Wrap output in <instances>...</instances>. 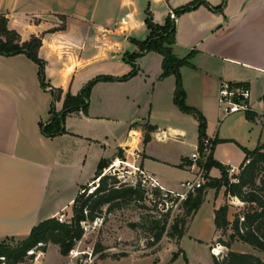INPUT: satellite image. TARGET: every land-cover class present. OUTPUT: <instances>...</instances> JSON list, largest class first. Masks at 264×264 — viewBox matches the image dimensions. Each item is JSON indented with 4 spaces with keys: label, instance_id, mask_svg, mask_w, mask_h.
Listing matches in <instances>:
<instances>
[{
    "label": "crops",
    "instance_id": "0c3cea01",
    "mask_svg": "<svg viewBox=\"0 0 264 264\" xmlns=\"http://www.w3.org/2000/svg\"><path fill=\"white\" fill-rule=\"evenodd\" d=\"M193 1L0 0V16L9 30L22 42L41 38L38 58L44 62L45 84L43 88L37 64L25 55H0V240L25 239L38 223L69 212L77 195L95 182L100 161L109 165L132 151L126 145L134 131L137 165L162 187L173 190L192 178L188 157L199 145L198 122L175 106V77L161 78L162 56L141 53L134 62L136 75L117 79L132 70L119 59L139 52L133 40L149 36L145 13L163 26L169 11ZM204 1L213 8L222 4ZM174 28L171 52L177 59L188 58L179 69L185 105L205 120V138L214 143L211 162L236 175L243 150L264 152V0H225L221 10L201 5L176 14ZM96 77L115 80L93 85L86 111L68 113L63 133L43 135L51 106L60 112L67 94L79 95ZM222 83L247 85L251 110L221 118L217 99ZM56 89L62 93L53 103ZM208 176L213 184L221 177L220 168L212 166ZM223 205L220 190L206 188L183 236L168 242L161 238L151 247V262H161V252L172 246L192 264L184 243L210 247L222 239L214 212ZM227 220L231 222L229 211ZM237 243L245 244L235 240L231 251ZM53 249L59 253L57 246Z\"/></svg>",
    "mask_w": 264,
    "mask_h": 264
},
{
    "label": "trees",
    "instance_id": "16d2710c",
    "mask_svg": "<svg viewBox=\"0 0 264 264\" xmlns=\"http://www.w3.org/2000/svg\"><path fill=\"white\" fill-rule=\"evenodd\" d=\"M225 0L216 8L210 7L204 0H194L183 6L176 14H182L196 9L201 5H205L213 10H221ZM145 25L149 30L148 38L143 42L133 40L139 47L138 53L125 55V61L132 66V70L126 76L119 78V81L136 75L135 60L144 52H156L162 56V74L161 78L169 75L175 77L174 104L185 114H190L195 117L198 122V140L199 144L205 138V120L202 115L195 109L185 105V93L181 84L179 69L182 66L188 65V58L177 59L171 52V45L174 43V21L169 16L163 26H158L153 23L151 14L145 13ZM64 22V18H62ZM64 25L61 26V29ZM41 47V38L32 36L29 40L22 42L20 36L13 30L7 28V19L0 16V55L4 57L15 56L19 54L25 55L28 59L37 64L39 68V77L41 85L44 84V62L38 58V50ZM115 80L112 77H96L94 80L87 83L77 96L66 95L62 110L55 112L51 106V118L48 124L42 127V133L46 137H54L63 133L64 117L74 110L82 109L86 111L88 96L91 88L98 82H108ZM62 91L59 89L53 90V103L60 99ZM147 142V138L143 139ZM214 144V143H213ZM245 157L243 164L239 168V174L232 176L236 182H230L227 176V170L211 162V157L207 162V170L212 166H217L221 170V177L213 180V184L208 181L195 194H189L186 201L183 202L182 208L185 216H192L197 212L203 202L205 189L213 188L217 192L221 187L225 188L226 195L235 196L243 203L255 206V208L245 213L241 218L235 216L232 222L227 220L228 206L223 205L214 212V225L217 230L223 234L230 230L229 242H224L218 239L217 243L226 249L230 250L233 241H241L254 249L264 253V152L261 148L252 151L243 150ZM108 166L105 161H100L95 174V180L98 178V184L92 194L85 197L84 192L79 193L72 203L71 211L72 218L69 223H60L56 218L44 220L34 226L29 235L22 240L4 239L0 240V264H22L28 256V252L43 247L50 243L58 246L59 254L62 257L67 256L73 249L75 243L83 236L81 223L87 220L94 221L100 214L101 209L107 206V211L121 209L130 203H137L143 200V190L139 186L129 187L117 185L114 178L101 176V172ZM96 183V182H95ZM93 183V185H95ZM249 189V190H247ZM169 216V211L160 213L158 217L150 216L148 231L152 233L148 247L155 246L162 238ZM242 219V220H241ZM182 224H184V221ZM180 221V222H181ZM181 224V225H182ZM131 227H135L134 224ZM185 228H178V222H175L170 227V232L167 234L169 238L179 240L184 234ZM42 249V248H40ZM179 254H175L173 259ZM213 259V264H264L258 257L246 254L229 251L221 259ZM183 260L186 264L188 261L183 255Z\"/></svg>",
    "mask_w": 264,
    "mask_h": 264
},
{
    "label": "rangeland",
    "instance_id": "374dc122",
    "mask_svg": "<svg viewBox=\"0 0 264 264\" xmlns=\"http://www.w3.org/2000/svg\"><path fill=\"white\" fill-rule=\"evenodd\" d=\"M154 8L156 9L157 6H154ZM159 14L161 15L163 12L160 11ZM119 60L121 64L126 65L124 57ZM134 147L135 144L132 146V149ZM115 174H117L116 171H111L105 176L116 180ZM238 174L239 171L236 175ZM236 175L227 172L228 179L231 183L236 182V179L232 177ZM97 180L98 178L95 180L96 183L94 182L95 185L92 183L84 188L85 197L94 192L98 184ZM178 185L179 183L175 186L176 188L173 189L174 192L178 191ZM141 190H143L144 193L142 201L130 203L121 209H114L110 212L107 211V206H104L100 214H98L97 219L94 221L87 220L82 222L81 227L83 229V236L75 243L73 249L67 256L62 257L58 251L53 249L56 245L48 243L43 247H38V249L28 252V256L22 264H185L183 257L179 256L181 252H177V248L172 246H170L168 250L161 252L159 255L161 262H151V257L148 255L153 251L151 247H148V243L153 234L148 231L150 226L149 220L150 216L158 217L160 213L155 207L153 198L146 194L147 189L141 188ZM219 190L223 195L224 205L228 206L231 222L234 220L235 216L241 218L245 213L255 208L253 205L241 202L237 197L236 200L234 198L235 196L231 197L226 195L224 187H221ZM182 204L183 202L176 203L172 209L168 210L169 216L167 225L162 236V239L165 238V242H168V239H176L169 238L167 235L170 232V227L175 222H178V228L181 229L185 228L190 220V216L184 215ZM64 214H66V217L62 223H69L72 218L71 209L69 212H64ZM181 220L184 221V224H182ZM132 224H134L135 227L132 228ZM228 236L229 234L225 232L222 240L224 242H229ZM15 242L17 241H10L8 243L14 244ZM216 244L206 247L184 243L182 248L192 264H212L211 257L213 258V255L210 249L215 247ZM47 249L49 250L48 254ZM225 249L226 248L222 249L221 255L223 257L230 251L229 249ZM232 251L256 254L264 263V253L257 252L245 244L237 243ZM177 253L179 255L173 259L174 255ZM131 255L136 258H132ZM121 256L128 257L119 260L118 258Z\"/></svg>",
    "mask_w": 264,
    "mask_h": 264
},
{
    "label": "built area",
    "instance_id": "2783aa9c",
    "mask_svg": "<svg viewBox=\"0 0 264 264\" xmlns=\"http://www.w3.org/2000/svg\"><path fill=\"white\" fill-rule=\"evenodd\" d=\"M168 16L172 21L176 20V16L173 11H169ZM249 97L250 92L247 85H231L228 83H222L218 90L217 99L218 111L221 118H225L229 115L240 112L244 113L250 111L251 106L249 103ZM132 133L129 135V142H132L135 138L134 144L136 147L138 133L136 137H133L134 135H132ZM129 142L126 145V149H131L132 151L127 153L125 156L114 159L108 165V167L103 170L102 176L107 175L111 171H116L117 174H115V177L117 185L129 187L139 186L141 188L147 189L146 194L153 198V202L159 213H165L172 209L176 203L186 201L189 194H195L209 181L207 162L211 157L213 148V142L209 138H203L198 147L189 155V170L192 173V178L180 182L177 187L178 191L176 192L162 187L153 176L147 174L140 168L139 165H137V161L140 159V154L135 147L132 149V146L129 145ZM124 152L126 153L125 150ZM114 165L117 166L114 167ZM227 172L231 174L233 172L232 168L228 169ZM82 192H84V190H82L81 193ZM234 198L237 200L236 197ZM65 217L66 214L61 212L57 215L56 220L62 223L65 220ZM222 247L223 246L220 244H216L215 247L210 249L213 257L216 259H221L223 257L221 255Z\"/></svg>",
    "mask_w": 264,
    "mask_h": 264
},
{
    "label": "bare ground",
    "instance_id": "6f19581e",
    "mask_svg": "<svg viewBox=\"0 0 264 264\" xmlns=\"http://www.w3.org/2000/svg\"><path fill=\"white\" fill-rule=\"evenodd\" d=\"M132 135H134L133 137H136V136H137V134H136L135 132H133ZM134 143H135V138L133 139L132 142H129V145H130V146H133ZM115 166H117V165H114V167H115Z\"/></svg>",
    "mask_w": 264,
    "mask_h": 264
}]
</instances>
